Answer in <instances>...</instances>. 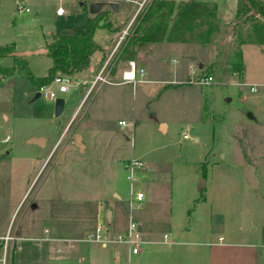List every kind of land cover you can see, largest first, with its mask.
Wrapping results in <instances>:
<instances>
[{
	"label": "rangeland",
	"instance_id": "374dc122",
	"mask_svg": "<svg viewBox=\"0 0 264 264\" xmlns=\"http://www.w3.org/2000/svg\"><path fill=\"white\" fill-rule=\"evenodd\" d=\"M91 1L0 0V44L13 41L17 48L36 46L44 44L50 32L86 30L88 16L93 15L88 12ZM105 1H118L119 11L115 13L109 6L102 8L106 13L100 23L107 22V26L94 30L99 46L91 59L97 63L103 51L109 55L110 47L112 50L120 40L110 60V82L96 86L86 96L87 84H72L68 91L58 92L57 96L65 98V105L62 113L55 116V99L44 92L36 96L37 90L29 78L17 70L0 79V129H11L12 141L30 133L47 136L48 150L54 146L42 178L47 175L44 185L50 191L54 187L63 191L64 198L59 195L55 203H62L66 213L86 198H111L114 183L122 193L119 204L125 222L128 184L123 161L132 155L145 162L156 181L159 178L165 182L163 185L171 194L165 203L168 214L171 210L177 218L187 216L195 201L191 196H200L201 179L207 178L210 184L215 177L230 189L235 212L229 223L240 222L247 232L250 207L258 208L257 220H264V45L255 41L240 44V35L246 33L248 23L235 21L228 27L218 24L206 44L197 39L163 40L152 44L145 56L135 52L125 57L127 46L132 48L127 41L134 33L139 12L149 0ZM217 1L226 18L234 15L235 0ZM18 4L29 11H20ZM59 5L64 8L61 15L55 13ZM208 46L217 59L212 64L207 57ZM238 48L242 49L245 64L242 78L229 64ZM144 58L143 77L149 81L134 85L116 82L130 59L139 62ZM202 62L203 67H199ZM0 64L11 65L12 57L0 56ZM50 64L46 53L29 57V69L35 75L46 74ZM115 71L117 75H113ZM207 74L213 76L210 83L198 82ZM67 75L72 81L86 76L84 70ZM251 86L256 90H251ZM120 119L128 124L121 127ZM161 120L168 124L166 131L159 128ZM85 125L90 128L83 129ZM76 132L80 143L85 144L82 151L74 140ZM58 155L62 156L61 161H56ZM218 170L228 176L219 179ZM145 182L149 186L152 180L147 178ZM137 186L141 188L140 183ZM26 203L27 200L16 210V221ZM110 204L114 206L113 202ZM156 205L161 204L146 203L139 212L154 213ZM103 222L106 230H116L114 223L107 221L106 211ZM166 223L161 230H168ZM115 230L114 236L118 232ZM151 254H132L128 263L145 264ZM7 255V264H11L10 253ZM58 257L56 253H16L12 264H66ZM80 264H88V260Z\"/></svg>",
	"mask_w": 264,
	"mask_h": 264
},
{
	"label": "crops",
	"instance_id": "0c3cea01",
	"mask_svg": "<svg viewBox=\"0 0 264 264\" xmlns=\"http://www.w3.org/2000/svg\"><path fill=\"white\" fill-rule=\"evenodd\" d=\"M209 1L217 3L219 25L228 27L236 21L238 0L234 1V15L229 18L225 17L217 0ZM9 45L13 46V50L6 54H0V56H11L12 64L14 63V54L22 56L27 60L28 68L30 56L47 54L45 43L36 46L26 45L21 48L15 47L13 41L0 44V46ZM111 48L112 46L109 53ZM206 48L210 63L216 62L217 59L211 53L210 47ZM106 51H103V55L97 63L93 64L90 57L87 68L74 72L84 70L86 75L84 78H91L105 61V55H108ZM146 52H142V55L145 56ZM139 55L141 54L139 53ZM137 64L146 69L145 58L139 60ZM11 65L0 64V79L19 70L16 68L10 73L1 72V68ZM199 67H203V62ZM29 71L31 72L30 69ZM116 71L113 75H117ZM143 76L142 80L138 82L150 80ZM116 82L126 83L120 82V76ZM33 87L39 91L34 85ZM88 127L90 128L85 125L82 128ZM167 127L168 124L165 121L159 122V128L162 131H166ZM79 128L81 129V127ZM77 134V132L74 133V140L79 150L82 151L85 144L80 143V138L79 141L77 140ZM6 136H8V140H4ZM53 146L48 150V138L43 134L30 133L12 141L11 129H0V253H10L11 264L16 253H47V255L56 253L59 256L58 259L66 264H80L85 259L88 260V264H129L128 259L132 255L129 246L125 243L105 240L114 236L112 231L115 229L105 230L103 240L87 236L93 233L98 225L104 224L105 211L107 214L108 210H110V220L107 217L106 219L108 222L114 223L115 231L125 230L130 216L136 220L138 228L140 225L141 242L136 255L153 253L151 254L152 258L146 260L145 264H264V220H257L255 214L258 212V208L250 207L248 210L251 223L247 232L240 222L229 223V217H232L235 212L231 203L230 189L221 185L220 180L213 179L215 177H212L210 184L207 178L204 180V186L199 189L201 191L199 197L191 196L195 201L193 206L188 208L187 216L183 218H177V215L173 214L171 210L169 214L167 213L165 203L171 194L169 195L167 187L163 185L164 181H158L159 178L157 181L155 180L154 172L148 170L146 164L139 174L138 183L141 184L140 189L144 192L143 203L139 207L145 206L149 202L161 204L156 205L154 213L139 212V207L130 208L128 204L124 222L123 210L119 204L122 193L119 191L118 185L114 183H112L114 189L110 191L111 198L97 195L91 197L90 201L86 198L84 203L72 205L70 211L66 213L62 203H55L59 195L64 198L63 191L57 187L50 191L44 185L47 175L42 178L47 160L52 156L49 155ZM55 158L56 161L62 160L61 155ZM222 161H225V157ZM216 175L220 179L227 177L228 173L218 170ZM147 178L152 180L149 186L145 185ZM38 182V186L31 193ZM26 200L24 210L16 221V210ZM111 202L114 206L110 204ZM225 216L228 219L224 220ZM166 221L168 230H161ZM7 233L13 238L8 239L4 247V236Z\"/></svg>",
	"mask_w": 264,
	"mask_h": 264
},
{
	"label": "trees",
	"instance_id": "16d2710c",
	"mask_svg": "<svg viewBox=\"0 0 264 264\" xmlns=\"http://www.w3.org/2000/svg\"><path fill=\"white\" fill-rule=\"evenodd\" d=\"M105 13V9H102L96 14L89 15L86 30L46 34L45 47L51 58V65L46 74L33 75L29 71L27 60L15 54L14 63L1 68V72L10 73L17 68L39 89L57 72L67 74L87 68L92 52L99 46L93 37L94 30L98 26H107V22L100 23ZM235 18L236 23H248L246 33L240 35V44L248 41L264 44V0H238ZM217 29V3L214 1L149 0L139 12L134 33L127 41L132 48L127 46L125 57H131L135 52H145L152 44L163 40L184 42L197 39L206 44ZM11 50H13L11 45L0 46V54H6ZM229 64L232 71L242 78L244 63L241 48L233 51Z\"/></svg>",
	"mask_w": 264,
	"mask_h": 264
},
{
	"label": "built area",
	"instance_id": "2783aa9c",
	"mask_svg": "<svg viewBox=\"0 0 264 264\" xmlns=\"http://www.w3.org/2000/svg\"><path fill=\"white\" fill-rule=\"evenodd\" d=\"M20 11H28V7H24L22 4L17 5ZM57 14L64 13V8L59 5L56 8ZM120 40L118 41L117 45L119 44ZM117 45L110 51L109 55L102 63L98 71L91 77V78H84L78 81H72L66 73H58L53 76V78L47 82L42 84L39 87V91L44 92L48 97L55 99L58 92H65L69 89L72 84H87L88 87L86 89L85 95L86 96L93 88L99 86L102 83L110 82V60L114 51L117 48ZM145 74L144 67H141L137 64L134 59H130L128 64L125 68L121 70L120 74V82L126 83H136L142 80V76ZM213 80V76L211 74H207L202 76L198 82L208 84ZM251 90H256V87L251 86ZM121 127H124L128 123L124 119H120L118 121ZM4 140H8V136L4 138ZM145 163L139 157L131 156L123 161V167L125 170V178L128 184V204L129 207L132 208L134 206L139 207L143 203L144 199V192L141 190L137 184L139 182V174L143 169ZM106 230L104 224L98 225L96 230L87 235L89 238L94 239H101L103 240V233ZM13 236L10 234H6L4 236V247L6 246V242L8 239H12ZM222 238V237H220ZM106 241H115L125 243L129 246L131 254H136L139 252V244L141 242V235L139 232L138 224L136 220L130 216L128 220V225L125 230L118 232L115 236L105 239ZM8 253H2L0 257L1 264H7V255Z\"/></svg>",
	"mask_w": 264,
	"mask_h": 264
},
{
	"label": "water",
	"instance_id": "95a60500",
	"mask_svg": "<svg viewBox=\"0 0 264 264\" xmlns=\"http://www.w3.org/2000/svg\"><path fill=\"white\" fill-rule=\"evenodd\" d=\"M104 6H109V8L117 13L119 11V2L118 1H105V0H93L88 5V12L91 14L98 13ZM40 95V91L36 92V96ZM65 105V98L58 96L54 100V115L58 116L62 113ZM80 134H77V140L79 141ZM204 186V179L202 178L198 188L201 189ZM106 217L110 220V210H108Z\"/></svg>",
	"mask_w": 264,
	"mask_h": 264
}]
</instances>
